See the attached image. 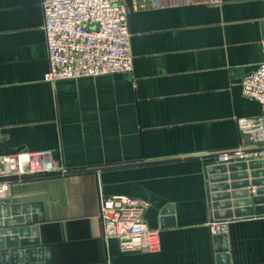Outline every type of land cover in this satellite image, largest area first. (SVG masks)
Listing matches in <instances>:
<instances>
[{
    "label": "crops",
    "instance_id": "0c3cea01",
    "mask_svg": "<svg viewBox=\"0 0 264 264\" xmlns=\"http://www.w3.org/2000/svg\"><path fill=\"white\" fill-rule=\"evenodd\" d=\"M125 2L133 72L49 84L41 0H0V155L50 151L66 168L15 183L5 198L41 206L28 238L50 248V264H220L217 234L227 264H264V215L213 219L205 179L207 154L254 144L251 125L264 117L242 91L263 59L264 0ZM100 195L147 202L161 250L105 239Z\"/></svg>",
    "mask_w": 264,
    "mask_h": 264
},
{
    "label": "built area",
    "instance_id": "2783aa9c",
    "mask_svg": "<svg viewBox=\"0 0 264 264\" xmlns=\"http://www.w3.org/2000/svg\"><path fill=\"white\" fill-rule=\"evenodd\" d=\"M146 1V0H144ZM133 0L135 9L145 4ZM152 8L177 5H219L222 0H149ZM43 30L48 49L49 68L44 81L100 77L134 70L129 29V9L125 0H41ZM263 59L242 81L243 95L259 102L264 116V38ZM244 127H247L246 125ZM255 143L207 154L212 161L264 159V117L251 125ZM66 172L50 151H21L0 155V199L15 183L32 178ZM148 203L128 195H100L99 217L105 239L117 238L126 251L159 252L161 231L144 219ZM222 229L211 223L215 234Z\"/></svg>",
    "mask_w": 264,
    "mask_h": 264
},
{
    "label": "water",
    "instance_id": "95a60500",
    "mask_svg": "<svg viewBox=\"0 0 264 264\" xmlns=\"http://www.w3.org/2000/svg\"><path fill=\"white\" fill-rule=\"evenodd\" d=\"M205 179L213 219L227 222L264 215V159L208 161ZM250 186L255 189L248 190ZM40 210V205L15 206L10 198L0 199V264H37V254L42 260L45 252L46 263L39 264L51 263L50 248L39 246L38 238H28L30 233L37 237V226L29 225L42 219ZM214 240L220 264L229 263L226 234H217Z\"/></svg>",
    "mask_w": 264,
    "mask_h": 264
}]
</instances>
